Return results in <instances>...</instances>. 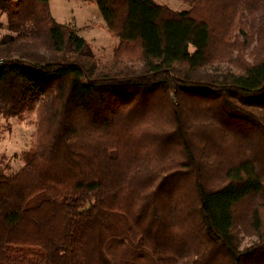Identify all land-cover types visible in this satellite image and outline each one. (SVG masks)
<instances>
[{
	"label": "trees",
	"instance_id": "obj_1",
	"mask_svg": "<svg viewBox=\"0 0 264 264\" xmlns=\"http://www.w3.org/2000/svg\"><path fill=\"white\" fill-rule=\"evenodd\" d=\"M50 1L0 0V120L39 103L0 169V264H264V0H83L120 41L108 65ZM237 12L259 52L208 73Z\"/></svg>",
	"mask_w": 264,
	"mask_h": 264
},
{
	"label": "rangeland",
	"instance_id": "obj_2",
	"mask_svg": "<svg viewBox=\"0 0 264 264\" xmlns=\"http://www.w3.org/2000/svg\"><path fill=\"white\" fill-rule=\"evenodd\" d=\"M155 2L168 6L178 12L186 11L190 8L186 0H155ZM50 9L52 16L58 23L70 25L79 30L80 35L91 45L95 59L99 65L112 63L115 49L118 47L120 41L108 31L99 8L95 3L83 0H51ZM236 14H238L236 15L237 21L234 24L231 23L230 19H226L220 28L221 34L219 36H224L222 38H225L229 42L228 45H222L221 47L226 52V59L208 69V73L236 72L239 54L246 61L251 62L255 54L257 55L259 52L256 40L250 46H245L248 45L245 42L246 37L242 34L240 35L239 32V26L242 24L241 19L243 18L240 16L241 13L237 12ZM7 24V17L3 14L0 17V39L8 34ZM237 36H240V42L243 44V48H240V50L238 48H231ZM38 107L39 103L33 104L32 108L24 114L23 121L18 119L0 120V169L9 165L12 170L8 174L15 173L24 166V154L37 143L36 124L38 121ZM243 145L244 149L241 155L251 156L252 152L249 144L243 142ZM219 174L221 175V173ZM220 175L215 176L218 178ZM250 202L252 205L264 202V195L252 198ZM241 236V250L255 243L256 238H251L244 234Z\"/></svg>",
	"mask_w": 264,
	"mask_h": 264
},
{
	"label": "crops",
	"instance_id": "obj_3",
	"mask_svg": "<svg viewBox=\"0 0 264 264\" xmlns=\"http://www.w3.org/2000/svg\"><path fill=\"white\" fill-rule=\"evenodd\" d=\"M14 1H15V0H14ZM50 3H51V1H50ZM2 15H3V14L0 12V17H2ZM75 29L78 30L77 28H75ZM78 31H79V30H78Z\"/></svg>",
	"mask_w": 264,
	"mask_h": 264
}]
</instances>
